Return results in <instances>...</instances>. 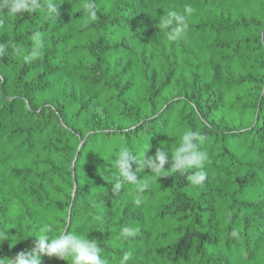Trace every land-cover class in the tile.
Masks as SVG:
<instances>
[{"label": "trees", "instance_id": "obj_1", "mask_svg": "<svg viewBox=\"0 0 264 264\" xmlns=\"http://www.w3.org/2000/svg\"><path fill=\"white\" fill-rule=\"evenodd\" d=\"M55 2L52 19L0 12V257L31 252L51 221L107 264H264V0H94L96 21L89 0ZM185 5L170 41L156 22ZM187 130L204 137L202 184L145 169L139 206L134 184L113 191L120 147L143 159Z\"/></svg>", "mask_w": 264, "mask_h": 264}, {"label": "clouds", "instance_id": "obj_2", "mask_svg": "<svg viewBox=\"0 0 264 264\" xmlns=\"http://www.w3.org/2000/svg\"><path fill=\"white\" fill-rule=\"evenodd\" d=\"M57 5L58 3L55 0H43V2L42 0H0V12L6 11L10 15H23L25 12L32 13L42 6H46L49 18L52 19L59 16ZM83 8L89 21L97 20V8L94 0H89L88 3L83 5ZM184 11L186 15L170 11L156 22V26L168 29V40L181 39L188 29V17L191 16L194 10L190 5H185ZM33 41L35 46L31 53L24 57L26 63L37 59L43 47L38 32L33 34ZM9 47L11 45L7 43H0V57L6 54ZM203 142L204 137L199 131L187 130L182 134L180 143L173 151L161 146L156 149L155 154L152 156L144 154L143 159L138 158L137 154L128 147H120L115 154L114 167L117 178L113 182V191L119 193L125 184H134L136 189L133 202L139 206L142 203V194L149 187L147 182L142 183L140 180V172L145 171V169H149L157 179L162 177L161 174L166 169L169 170L166 175H171L172 172L180 175L188 173L187 180L191 184H202L207 177L204 166L208 158L207 153L201 148ZM169 163L171 166L165 168V165ZM134 164L136 165L135 168H133ZM54 230L55 224L51 221L41 225L31 252L18 253L14 262L11 257H0V264H42V256L45 254L65 259L69 264H107L101 254L98 241L89 239L88 236L82 238L75 232L67 230L53 237L51 233ZM137 231L138 229L135 228L124 227L122 234L124 238L135 237ZM7 232V229H0V241L9 238ZM130 256V252H125L120 264H127Z\"/></svg>", "mask_w": 264, "mask_h": 264}]
</instances>
